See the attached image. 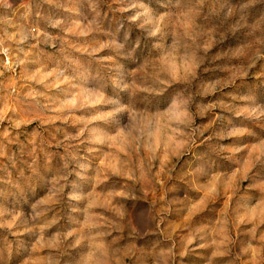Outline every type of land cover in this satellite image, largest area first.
Returning a JSON list of instances; mask_svg holds the SVG:
<instances>
[{
  "label": "rangeland",
  "instance_id": "1",
  "mask_svg": "<svg viewBox=\"0 0 264 264\" xmlns=\"http://www.w3.org/2000/svg\"><path fill=\"white\" fill-rule=\"evenodd\" d=\"M0 264H264V0H0Z\"/></svg>",
  "mask_w": 264,
  "mask_h": 264
}]
</instances>
